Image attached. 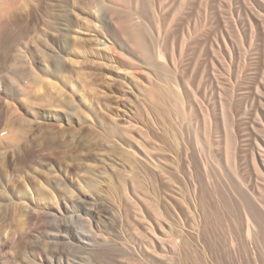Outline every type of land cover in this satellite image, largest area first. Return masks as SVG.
<instances>
[{"label":"rangeland","instance_id":"obj_1","mask_svg":"<svg viewBox=\"0 0 264 264\" xmlns=\"http://www.w3.org/2000/svg\"><path fill=\"white\" fill-rule=\"evenodd\" d=\"M0 16V264H264V0Z\"/></svg>","mask_w":264,"mask_h":264},{"label":"bare ground","instance_id":"obj_2","mask_svg":"<svg viewBox=\"0 0 264 264\" xmlns=\"http://www.w3.org/2000/svg\"><path fill=\"white\" fill-rule=\"evenodd\" d=\"M9 1H10V0H9ZM11 1H12V0H11ZM15 2H16V1H15ZM6 4H7V3H6ZM10 5H11V4H10ZM14 5H15V4H14ZM14 5H13V6H14ZM8 6H9V5H8ZM16 6H17V5H16ZM11 7H12V5L10 6V8H11ZM17 7H19V6H17ZM17 7H16V8H17ZM35 8H36V7H35ZM6 9H7V8H6ZM8 10L10 11L9 7H8ZM8 10H7V11H8ZM11 10H12V8H11ZM31 10H32V9H31ZM15 11H16V10H15ZM13 12H14V11H13ZM6 13H9V12H6ZM4 14H5V13H4ZM10 14H11V12H10ZM1 16H4V15H1ZM1 16H0V17H1ZM11 16H12V15H11ZM3 18H4V17H3ZM6 18H7V17H6ZM126 18H127V17H126ZM4 19H5V18H4ZM5 21H6V20H5ZM5 21H4V22H5ZM4 22H3V24H4ZM121 22H122V21H121ZM123 22H124V21H123ZM1 24H2V23H1ZM5 25H6V24H5ZM5 25H4V27H5ZM67 25H68V23H67ZM124 25H125V24H124ZM126 26H127V25H126ZM129 26H130V25H129ZM10 27H11V26H10ZM141 27H142V26H141ZM1 28H2V27H1ZM126 29H127V28H126ZM128 31H130L129 35L131 36V39H132V41H133L134 46H135L136 48H138V49H143V50H144L145 48L143 47V44L141 43L138 34H137L135 31H132V30H128ZM128 31H127V32H128ZM127 32H126V33H127ZM128 37H129V36H128ZM135 47H134V48H135ZM29 72H30V71H29ZM29 72H28V73H29ZM24 74H25V73H24ZM30 75H31V74H30ZM76 75H77V74H76ZM30 79H31V78H30ZM169 80H170V79H169ZM172 97H173V96H172ZM177 98H178V97H177ZM173 99H174V98H173ZM178 99H179V98H178ZM178 99H177V100H178ZM179 101H180V100H179ZM177 105H178V104H177ZM75 109H76V108H75ZM75 113H76V111H75ZM15 117H17V116H15ZM17 118H18V117H17ZM17 118H16V119H17ZM12 119H13V118H12ZM25 120H26V119H25ZM25 120H24V121H25ZM10 121H11V120H10ZM13 121H16V120H13ZM19 122H20V121H19ZM9 123H10V122H9ZM23 123H24V122H23ZM25 124H26V123H25ZM226 191H227V190H226ZM225 194H226V193H225ZM248 195H249V194H248ZM226 198H227V197H226ZM247 200H248V199H247ZM243 201H244V200H243ZM254 201H255V200H254ZM251 202H252V201H251ZM251 202H250V204H252ZM248 203H249V202H248ZM245 204H246V203H245ZM247 206H248V205H247ZM254 206H256V204H255ZM250 207H251V206H250ZM249 210H250V209H249ZM251 215H253V214H251ZM239 216H240V215H239ZM221 225H222V224H221Z\"/></svg>","mask_w":264,"mask_h":264}]
</instances>
